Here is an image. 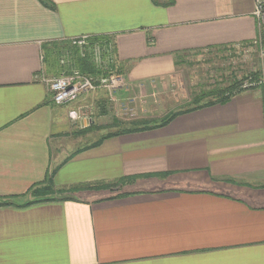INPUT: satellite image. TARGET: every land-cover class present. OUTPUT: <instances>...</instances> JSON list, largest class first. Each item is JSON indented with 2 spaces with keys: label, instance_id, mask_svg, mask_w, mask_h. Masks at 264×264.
Listing matches in <instances>:
<instances>
[{
  "label": "crops",
  "instance_id": "crops-1",
  "mask_svg": "<svg viewBox=\"0 0 264 264\" xmlns=\"http://www.w3.org/2000/svg\"><path fill=\"white\" fill-rule=\"evenodd\" d=\"M49 1L53 10L0 0V197L21 196L54 171L55 190H78L1 206L0 264H264V85L162 128L102 139L175 109L163 90L176 77L175 54L252 42L253 0ZM83 35L112 41L124 87L56 106L44 82L59 71L51 52ZM155 81L167 94L146 95ZM125 177L135 179L86 188Z\"/></svg>",
  "mask_w": 264,
  "mask_h": 264
},
{
  "label": "rangeland",
  "instance_id": "rangeland-1",
  "mask_svg": "<svg viewBox=\"0 0 264 264\" xmlns=\"http://www.w3.org/2000/svg\"><path fill=\"white\" fill-rule=\"evenodd\" d=\"M70 60L69 66L72 69L74 68L72 65L73 57H71ZM179 61L180 62L176 63L175 66L176 77L173 79L174 81H169L167 88H163V90H167V93L169 91V94H173V96L170 95L172 97L165 98V100L168 101L167 103H170V98H172V100L179 101L175 102L177 104L175 109L172 111L186 107L187 104H183L184 100H189L192 98L193 94L215 88H223L231 84L234 79L240 80L242 77L253 72H259L261 76H264V57L261 55V49L259 46L254 44L216 47L200 51H188L181 54ZM70 68L68 67V71H70ZM244 84L255 83L245 81L241 84V87ZM151 87V90L148 89L146 91L145 89L146 95L148 94V91L156 93L158 88H162L158 85V83H156V81ZM256 87L258 86L251 88ZM161 93L157 92V97L158 95L160 97L163 94H167L163 92ZM157 102H159V99ZM119 106L121 107L122 105L119 104ZM164 109H166V107H164ZM139 110L140 108H135V116ZM119 116L125 118L124 115ZM107 131V128H103L97 132L94 131L87 134L86 136L73 138V140L67 142L65 145L66 151L72 152L77 147H82L94 140H97ZM53 150L55 151V147H53ZM56 155L60 158L58 153H56Z\"/></svg>",
  "mask_w": 264,
  "mask_h": 264
},
{
  "label": "trees",
  "instance_id": "trees-1",
  "mask_svg": "<svg viewBox=\"0 0 264 264\" xmlns=\"http://www.w3.org/2000/svg\"><path fill=\"white\" fill-rule=\"evenodd\" d=\"M39 3L51 10L54 9L53 4L49 0H38ZM155 5H161V6H170L173 5V0H168L166 3H158L156 0H152ZM94 39H105L104 37H94ZM65 50H70L73 61L72 65L74 68L78 69L81 74L83 75H104L108 74L107 72H101L95 69L93 64L88 60L87 57H80L79 53L77 50L70 49V44L69 41L62 42L61 48L56 46V51L51 52L52 56L51 59H53L55 66L59 67V71L56 72V75L58 76L60 72H63V70H68L67 67L61 66L59 63L60 55L63 54V51ZM180 53V52H179ZM181 54H175L176 63H179ZM115 70V68H114ZM117 71V69H116ZM56 77V76H55ZM262 79H264V76H261L259 72H253L250 73L247 76L242 77L240 80L234 79L231 84L228 86H225L223 88H215L212 90H206L199 92L197 94H193L191 100L187 103V106L175 111H168L165 115H163L160 118L157 119H150V120H144V119H136V120H130L128 122H123L118 125L119 130L115 131L114 133H108L105 136L102 137V139H105L107 137H111L114 135H119L123 133H130V132H139V131H145V130H151V129H157V128H162L169 124L176 116L187 113L196 109H202L206 108L215 104H224L226 103L232 95L243 91L240 87L241 84L244 83L245 81H250V83H258ZM262 88V85L258 86ZM92 129H94V125L91 126ZM101 139V140H102ZM100 141H97L92 144V146L97 145ZM91 146V145H90ZM67 160V159H66ZM64 160L63 162H65ZM56 170V169H55ZM55 172V171H54ZM54 172H51V175H48L47 178L39 183L31 186L29 190L21 195V196H7V197H0V207L1 206H18V207H25L33 203H38V202H44V201H49L55 199L54 197L62 198L61 196L65 192H74L77 191L78 189H72V190H55L52 182V177ZM135 177H125L121 178L118 180V182H115L113 184H108L106 186L104 185H94V186H86V188H102V187H107V188H114L117 187L123 183L126 182H132L134 181ZM29 196L30 200L23 202L22 204H17L16 199H19L21 197ZM63 200H70L72 199L69 196H64L62 198Z\"/></svg>",
  "mask_w": 264,
  "mask_h": 264
},
{
  "label": "built area",
  "instance_id": "built-area-1",
  "mask_svg": "<svg viewBox=\"0 0 264 264\" xmlns=\"http://www.w3.org/2000/svg\"><path fill=\"white\" fill-rule=\"evenodd\" d=\"M253 19L257 28V36L249 44L258 45L264 57V0H253ZM70 49L77 50L80 57H87L96 70L107 72L102 75H83L78 69L70 68V50L63 51L60 55L61 66L69 67L70 71L63 70L56 77L44 80L47 85L50 100L56 105H65L75 102L81 95L104 90L107 94H115L124 87L123 80L114 72L116 59L114 58V44L107 39H94L92 36H79L69 40ZM263 86L264 79L257 84H244L242 90L254 86ZM124 106V105H123ZM73 114V112H72Z\"/></svg>",
  "mask_w": 264,
  "mask_h": 264
}]
</instances>
